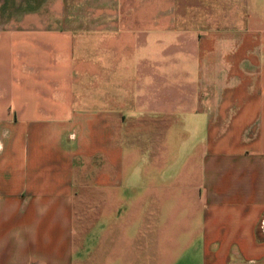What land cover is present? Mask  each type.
I'll return each instance as SVG.
<instances>
[{
    "label": "crops",
    "instance_id": "0c3cea01",
    "mask_svg": "<svg viewBox=\"0 0 264 264\" xmlns=\"http://www.w3.org/2000/svg\"><path fill=\"white\" fill-rule=\"evenodd\" d=\"M0 264H264V0H0Z\"/></svg>",
    "mask_w": 264,
    "mask_h": 264
},
{
    "label": "rangeland",
    "instance_id": "374dc122",
    "mask_svg": "<svg viewBox=\"0 0 264 264\" xmlns=\"http://www.w3.org/2000/svg\"><path fill=\"white\" fill-rule=\"evenodd\" d=\"M140 123L142 125H145L146 123L149 124V123H151V120L147 119V118H142V119H140ZM170 162L171 161H168L166 166H169L168 164H170ZM81 196H82L81 198L85 199V200H96V199L102 198L101 193H98V192H86V193H84V195H81ZM83 211L86 212L88 210L87 209H83ZM76 220H78V219H76ZM76 224H78L77 221H76ZM96 231H97V226L95 225L93 227L91 235L94 236V234H96Z\"/></svg>",
    "mask_w": 264,
    "mask_h": 264
}]
</instances>
